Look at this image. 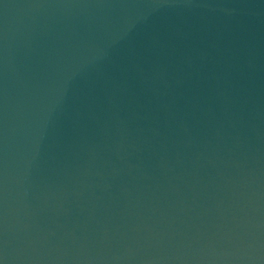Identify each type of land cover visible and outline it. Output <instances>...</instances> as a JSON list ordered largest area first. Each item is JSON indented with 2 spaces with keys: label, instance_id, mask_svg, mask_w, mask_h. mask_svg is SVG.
I'll use <instances>...</instances> for the list:
<instances>
[{
  "label": "water",
  "instance_id": "obj_1",
  "mask_svg": "<svg viewBox=\"0 0 264 264\" xmlns=\"http://www.w3.org/2000/svg\"><path fill=\"white\" fill-rule=\"evenodd\" d=\"M0 264H264V0H0Z\"/></svg>",
  "mask_w": 264,
  "mask_h": 264
}]
</instances>
